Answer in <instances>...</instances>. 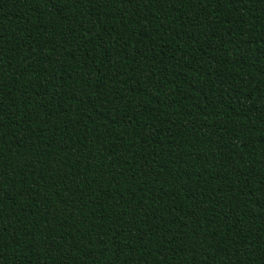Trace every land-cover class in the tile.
Segmentation results:
<instances>
[{"label": "trees", "instance_id": "trees-1", "mask_svg": "<svg viewBox=\"0 0 264 264\" xmlns=\"http://www.w3.org/2000/svg\"><path fill=\"white\" fill-rule=\"evenodd\" d=\"M0 264H264V0H0Z\"/></svg>", "mask_w": 264, "mask_h": 264}]
</instances>
